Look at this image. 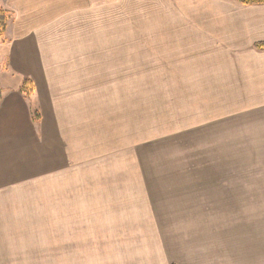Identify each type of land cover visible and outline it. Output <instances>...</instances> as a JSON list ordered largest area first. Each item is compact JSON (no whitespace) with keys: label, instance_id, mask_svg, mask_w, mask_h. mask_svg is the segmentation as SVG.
Instances as JSON below:
<instances>
[{"label":"crops","instance_id":"crops-1","mask_svg":"<svg viewBox=\"0 0 264 264\" xmlns=\"http://www.w3.org/2000/svg\"><path fill=\"white\" fill-rule=\"evenodd\" d=\"M20 1L26 15L15 6L6 42L0 43V264H264V181L163 176L189 168L164 172L120 165L122 179L111 193L119 200V226L49 228L50 206L56 204L51 202L52 188L59 200L67 191V151L65 145L61 149L67 138L61 133L70 130L59 119L55 139L48 121L51 104L62 109L64 95L71 109L73 95L113 93L99 89L100 69L115 71L113 77H121L119 72L129 77L132 60L146 61L147 51H155L165 55L172 70L179 63L194 79L187 92L202 96L204 105L197 114L202 120L192 123L204 127L202 135L209 136L210 127L217 131L213 141H225L221 132L232 118L248 117L254 128L264 127V50L256 49L264 43V4L140 0L144 13L154 14V22L132 26L131 0H118L121 7L115 6L116 0ZM74 21L95 30L109 23L113 33L82 43L58 38L55 31L67 32ZM26 78L35 86L29 98L21 91ZM114 92L129 94V88ZM40 94L41 102H35ZM34 106L41 111L39 120ZM89 108L98 116L99 105ZM84 122L82 117L79 124ZM205 168L202 173L211 175L242 169ZM150 173L156 176L149 179ZM80 174L76 171L74 177L76 205L83 200ZM53 179L57 185L52 187ZM28 206L38 213L28 214Z\"/></svg>","mask_w":264,"mask_h":264},{"label":"rangeland","instance_id":"rangeland-1","mask_svg":"<svg viewBox=\"0 0 264 264\" xmlns=\"http://www.w3.org/2000/svg\"><path fill=\"white\" fill-rule=\"evenodd\" d=\"M117 1L115 6L121 7L122 4L118 5ZM141 4L140 0H131L129 9L132 26L140 22L147 24L154 22V14L144 13V6ZM0 5L9 11V19L13 17L15 6H19V11L22 12L20 15H26L24 9L20 8L25 5L24 1L0 0ZM68 25L67 32L62 29L55 31L62 41L73 38L82 43L90 39H101L113 33L109 23L100 24L97 30L93 25L91 29L78 27L75 21L69 22ZM75 48L80 55L81 46L77 45ZM155 53L147 51L146 61H135L138 57L133 59L131 69L128 71L129 77H123L124 72H119L121 77H113L115 71L100 69L99 89H109L113 93L73 95L76 100L74 99L71 109L69 108L71 105L64 103L65 95L61 99V101L64 99L60 105L62 109L51 104L52 117L51 120L48 119L51 135L55 139L59 138L57 126L59 119L62 123L68 122L65 128L70 130V133L67 135L61 133L63 138H67L61 141V149L63 150L65 145L67 151V191L59 200L53 197L52 188L51 202L56 204L50 206L49 228L100 230L119 226L122 216L115 214L119 212V200L113 198L111 193L115 192L113 188H117V181L122 179V175L117 174L119 172L117 167L120 165H142L151 167L148 171L164 172L174 171L175 167L182 172L186 171L184 168H189V172H194L186 171L179 175L163 174L167 178L181 176L183 179L201 181L205 178L212 180L220 177L228 181H264V127L254 128L248 117L232 118L227 120V126L221 132L225 141H213L216 136H212V133L217 131H210L212 129L210 127H207V133L210 135L204 133L202 135L204 127L192 124L196 119L199 121L201 119L197 118V114L199 106L204 105L202 96L189 95L187 92L188 87H193L194 79L186 76L188 72L185 67H179V63L178 65L175 63L176 66L172 70L170 61H164L165 55L157 56ZM101 55L104 54L100 53ZM122 87H128L129 94L114 92ZM48 96L46 95L47 99ZM42 97V94L37 95L35 102L36 100L41 102ZM95 104L99 105L98 116L89 108H94ZM76 105L78 109H74ZM37 112L41 118L40 109L34 106L33 113ZM79 116L85 120L83 125L79 124L82 119ZM129 143L130 154L126 149ZM234 166L242 169L238 173L227 175L202 173L207 171L205 167ZM76 171L81 173L79 178L82 177L80 181L83 183L82 205L75 204ZM146 176L150 179L156 175L150 173ZM52 181V187L56 186L55 180ZM89 191L93 193L90 196ZM26 208L28 214L38 213L36 209L34 212L33 206ZM44 213L46 218L47 207ZM47 226L48 222L45 219V228H48Z\"/></svg>","mask_w":264,"mask_h":264},{"label":"trees","instance_id":"trees-1","mask_svg":"<svg viewBox=\"0 0 264 264\" xmlns=\"http://www.w3.org/2000/svg\"><path fill=\"white\" fill-rule=\"evenodd\" d=\"M238 2L244 4V5H255V4H264V0H237ZM9 19V11L4 9L0 5V43L6 42V28H7V21ZM256 49L263 51L264 50V43H258L256 44ZM21 91L24 94L25 97H30L33 95L35 91L34 83L31 79L26 78L23 81ZM1 94V90H0ZM39 112L35 114V119L38 120Z\"/></svg>","mask_w":264,"mask_h":264}]
</instances>
